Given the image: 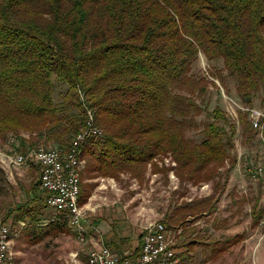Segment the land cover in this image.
<instances>
[{
  "label": "trees",
  "instance_id": "obj_1",
  "mask_svg": "<svg viewBox=\"0 0 264 264\" xmlns=\"http://www.w3.org/2000/svg\"><path fill=\"white\" fill-rule=\"evenodd\" d=\"M202 56L214 64L212 80L196 69ZM215 80L228 96L230 80L246 106L264 94V0H0V142L14 137L24 152L68 149L90 111L102 135L80 147V186L81 177L122 175L144 183L148 171L210 186L205 196L180 194L165 215L175 239L178 230L183 237L175 247L185 248L186 261L223 257L245 236L228 233L236 215L251 216L255 227L264 211L254 201L247 213L249 200L232 190L233 212H219L238 129L245 145L256 130L248 113L235 121L211 107ZM39 187L30 185L27 204L9 206L4 217L23 221L27 238L45 226ZM53 210L58 219L49 225L70 223Z\"/></svg>",
  "mask_w": 264,
  "mask_h": 264
},
{
  "label": "rangeland",
  "instance_id": "obj_2",
  "mask_svg": "<svg viewBox=\"0 0 264 264\" xmlns=\"http://www.w3.org/2000/svg\"><path fill=\"white\" fill-rule=\"evenodd\" d=\"M217 66V69H221L220 64H217ZM196 69H200L207 79H213L209 74L211 70L215 71L214 64L209 63L203 56L200 58ZM226 81L232 88V90L230 88V97L216 80L215 83L219 86L220 91L218 92L215 88L209 87L207 96L211 97V107L218 104L235 121L238 118L239 111L248 113V121L250 110L255 109L264 113V94L254 100L253 106H246L242 101L235 99L233 84L230 80ZM8 140L0 142V222L8 225L12 233L13 264H86L92 243L98 239H102L118 258L137 257L136 250L140 246L139 236L145 232L149 225L161 221L168 230L171 229L165 223V215L172 203L180 201V194L190 199L204 196L207 192L203 186L179 185L172 173L168 174L166 180L161 174H152L148 171L144 183L138 182L130 175H122L119 180L110 177H95L92 179L84 178L82 181L81 177V193L84 199L81 205L87 209L85 240H80L78 227L72 226L70 223L65 224L62 229H55L49 225L47 219L50 218L52 221L58 219L57 213L49 208L45 210L42 222L45 226L40 228L42 230L39 232L40 234L36 232L35 238L30 235L27 238L31 231L29 232L26 229L23 221L18 220V223L11 219L5 221L4 217L7 210H9V206L11 208L13 204L16 205L20 202L26 205L30 197L33 196L29 189L32 184L40 186V166L31 161L21 166L15 165L10 152L13 147L9 146ZM235 143L234 153L237 156L239 151L240 158L245 157L243 160L245 169L246 161L250 158L264 164V124L261 131L256 130L255 138L247 145L244 144L243 137L238 129ZM51 147L43 144L41 146V148ZM16 148L18 153H26L31 150L20 151L18 142H16ZM164 163L166 167H171L168 160H165ZM164 165L159 163L160 167ZM83 167L84 161L82 160ZM257 186L258 183H253L248 179L245 180V187L248 189H259ZM27 191L30 193L29 195H27ZM45 194L46 192L42 191L38 196L45 200ZM256 194L257 197L259 196L257 198L259 206L263 207L264 193L259 189ZM253 197H255L254 194ZM230 204L231 200L228 202L227 197L223 196L221 198L219 203L221 215L228 216L233 212L234 209L230 207ZM244 208L245 211H248L249 206ZM40 210H42L41 207ZM236 216L242 217L241 213ZM240 220L243 221V218ZM236 227L242 230L245 228V224L241 223ZM236 227L232 229H237ZM244 231L247 232V230ZM254 231L255 229L252 230L253 233ZM228 232L231 233L230 230ZM250 233L251 231L248 234ZM260 236L261 231H259L258 237ZM258 237H254L257 245L253 243L254 251L250 255L245 254L244 251L247 243H240L234 245L223 257L208 262H205L203 256L199 254L196 256L189 254L192 260L186 261L187 252L185 248H179L180 250L178 249L179 251L176 253L178 264H264V240H260ZM176 241L174 238L175 244Z\"/></svg>",
  "mask_w": 264,
  "mask_h": 264
},
{
  "label": "built area",
  "instance_id": "obj_3",
  "mask_svg": "<svg viewBox=\"0 0 264 264\" xmlns=\"http://www.w3.org/2000/svg\"><path fill=\"white\" fill-rule=\"evenodd\" d=\"M249 121L255 130L261 131L264 124V113L252 109L249 111ZM102 132L93 124L88 111L87 127L79 132L68 149L38 148L32 153V162L40 166V187L46 192V206L65 214L72 226L78 227V237L85 240V224H87V209L83 208L80 200H75L76 183L73 178L76 163V149L89 138L99 137ZM17 140L11 137L8 144L15 165L23 164V155L16 148ZM246 170L251 179L258 181L264 177V164L253 158L246 161ZM261 231L260 239H264V211L258 222ZM12 233L8 225L0 222V264H9V253L5 250V241H11ZM174 237L163 222L148 226L142 234L141 244L137 257L118 258L102 239L92 243L88 253V264H178L177 249Z\"/></svg>",
  "mask_w": 264,
  "mask_h": 264
},
{
  "label": "crops",
  "instance_id": "obj_4",
  "mask_svg": "<svg viewBox=\"0 0 264 264\" xmlns=\"http://www.w3.org/2000/svg\"><path fill=\"white\" fill-rule=\"evenodd\" d=\"M239 151H238V154H237V164L236 166L234 167V169L230 172V176H229V180H228V186H227V191L225 192L224 194V197H227L228 198V202L231 200L230 197L228 196V194H230V192L232 190H234L235 192H237V194L241 197L242 195H244L246 197V199H248L249 201L244 205L245 206H249V209L248 211H246L247 213H251V207L253 206V199L257 202V205L259 206V200L257 199V194L256 192L259 191V189L262 190V192L264 193V177H262L261 179H259L258 181L259 182H254V180L251 179L250 175L247 173V170L245 169L244 165H243V160L245 157H242V159L240 158V155H239ZM165 162V161H164ZM170 163V162H169ZM162 164V163H160ZM165 164V163H164ZM171 164V163H170ZM174 164H171V166H173ZM172 176L174 177L176 183H178L177 179L175 178L173 172H172ZM250 180L252 181L253 183H258V186L259 189H256V190H251V189H248L247 187H245V180ZM176 186V185H175ZM205 189L206 194L205 195H208L210 194V186H203ZM253 194L254 196L256 197H253ZM204 195V196H205ZM264 195V194H263ZM245 209V208H244ZM237 217V216H236ZM235 217V218H236ZM234 218V223L236 226L238 225H241V223H244L245 224V228H243L242 230L236 226L237 229H232L234 227H232L230 229V232L231 234H244V239L240 242V243H247V245L245 246L244 248V251L246 252L245 254H248L250 255V253H253L254 251V248H253V243H256L255 245H257V242L256 239L254 238L255 236L258 237L259 236V230H258V224L253 227L251 224H252V219H251V216H248L246 218H243V221L240 220L242 219L241 217H237V219ZM240 220V221H239ZM247 220V221H245ZM245 221V222H244ZM241 222V223H239ZM197 225H202L203 228L207 231H211V228L208 224L204 223V221L200 224L197 223ZM250 228V230H249ZM255 229L254 233L252 232V230ZM244 230H247V232H245ZM170 231V230H169ZM229 231V230H228ZM251 231L250 234H248L249 232ZM171 235L174 236L175 238V235L170 231ZM229 233V232H228ZM177 241L176 243L178 245H180L181 243H179V241H182L183 240V237L182 235L180 234V231L178 230L177 231ZM248 235V236H247ZM260 239V237H258ZM254 240V241H253ZM258 240V239H257ZM260 240H264V239H260ZM238 243V244H240ZM176 246V245H175ZM177 249V252L180 250L179 247H175ZM179 249V250H178Z\"/></svg>",
  "mask_w": 264,
  "mask_h": 264
},
{
  "label": "bare ground",
  "instance_id": "obj_5",
  "mask_svg": "<svg viewBox=\"0 0 264 264\" xmlns=\"http://www.w3.org/2000/svg\"><path fill=\"white\" fill-rule=\"evenodd\" d=\"M90 114V118H93L92 113L89 111ZM87 126V123H86ZM261 126V130H262ZM85 130V129H84ZM99 132H102L99 128H98ZM82 144H79V147H77L76 149V165H75V171H73V178H75V180L78 182L76 183V193H75V200H80V193H81V186H80V171L82 169V159L80 158V147ZM52 148V147H51ZM56 148V147H53ZM31 152H38V148L37 149H31ZM32 162V153H25V155H23V164H26V162ZM158 223V222H157ZM156 224V223H154ZM154 224H151L149 226H153ZM5 250L6 253H9V264H13L14 262V253L12 251L11 248V241H5ZM86 264H88V262H86Z\"/></svg>",
  "mask_w": 264,
  "mask_h": 264
}]
</instances>
